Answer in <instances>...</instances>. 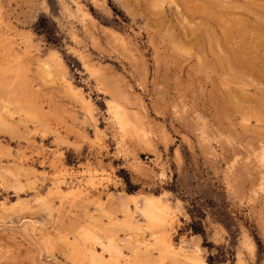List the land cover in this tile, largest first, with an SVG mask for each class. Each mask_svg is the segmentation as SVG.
<instances>
[{
  "label": "rangeland",
  "instance_id": "rangeland-1",
  "mask_svg": "<svg viewBox=\"0 0 264 264\" xmlns=\"http://www.w3.org/2000/svg\"><path fill=\"white\" fill-rule=\"evenodd\" d=\"M101 25L130 42L144 70ZM91 65L141 99L133 107L154 150L122 137L115 97ZM187 83L233 147L213 140L205 154L191 130L193 148L183 141ZM246 140L264 147V0H0V264H264V193L244 172L243 195L225 178ZM145 195H159L156 222L140 212Z\"/></svg>",
  "mask_w": 264,
  "mask_h": 264
},
{
  "label": "bare ground",
  "instance_id": "bare-ground-1",
  "mask_svg": "<svg viewBox=\"0 0 264 264\" xmlns=\"http://www.w3.org/2000/svg\"><path fill=\"white\" fill-rule=\"evenodd\" d=\"M99 4H101V3H99ZM76 8H77V10H79L81 12L82 20L89 19L92 23L95 21V19L91 16V14L86 9H83L82 6L80 4H78V2H76ZM101 31L107 36L108 40L113 45L112 48L114 47L116 50H119L127 60L131 61V63L134 64V63L138 62L139 67H141L142 70L145 69L142 58L133 53V50L130 47L131 45L129 44L130 42L127 41L121 35L120 32H118L117 30L112 29L108 26H105V25H101ZM89 38H90V42L93 46H98V39L96 38V36L94 34H89ZM154 56L156 58H158L157 52H154ZM95 64H96V62H95ZM88 68L91 71V73L94 75V77H96L98 79L100 84H102V86L115 97V99H113L109 102L108 110L112 113L114 120H116V123L118 124V126H116V127L119 128L122 137L126 138V141L127 140L128 141H130V140L136 141L138 143L137 144L138 146L141 145V146H144L146 149L154 150L155 147H154L153 138H152V133H153L151 131L152 128L150 129L149 125H147L145 120H143L144 117L138 112L137 109H134V107H133L134 105L136 107H138L141 104V99L138 97V95L136 93L131 94L126 89H122L121 86H119V84H118V77L116 75L106 74L104 71L101 70L100 66L91 65ZM122 86H123V84H122ZM98 87H99V85H98ZM100 87H101V85H100ZM191 87H192L191 84L187 83L185 86L182 87L181 90L178 91V97H179L178 118H179V122L181 124V127L184 131L182 134L183 141L189 146V148H193L192 140L186 134L187 130H191L193 132V134L195 135V140H196L197 146L205 154L214 155V146L211 143L213 140H215V142L218 144V146L220 147V149L223 152L226 150L227 146L233 147L234 143L237 140H234L231 135L225 134L224 132H222L220 130L219 131L217 130L216 132H214L210 129V124H209L208 119L204 116V114H202L200 111L197 110V107H196L197 103L195 102L196 96H195L194 91ZM102 90H104V89H102ZM195 91H197V90H195ZM206 91H207V89H206L205 85L201 84L199 86L200 94H202V96H203V94ZM207 95L209 96V100H210L209 106H212L211 110H213V113L215 114V116L218 117V125H220V124L222 125V123H223V110L221 109L220 106H216L217 100H216V97L214 98L212 91H208ZM132 103H133V105H132ZM190 114H192V115H190ZM226 117H227V115H226ZM226 119L228 120V117ZM226 119H224V120H226ZM231 119H233V118H231ZM149 124H150V122H149ZM239 124L241 125V123H239ZM231 129H233V128H231ZM154 131H155V134L159 137V139L161 141L165 142V144H166V142L170 138L167 130L163 126H161L160 128H158V130L156 129ZM234 132H236V131H234ZM116 133H117V131H116ZM155 134L153 136H155ZM239 134H241V133H239ZM241 145L243 148H245L246 151L245 152H242V151L234 152V159L232 160L233 162H237L238 160H240L241 164L236 166L233 169V171H234L233 177L228 176V174L226 175V177H225L226 181L228 184H230L235 189V191H240V195H243V192L241 191L243 185L241 183H239L238 179L242 175V173L244 172L249 177L250 182L254 186H256L260 191H262L264 193V147L262 146V144L260 146L254 145L249 140H246ZM131 146H133V145H131ZM141 149H143V148H141ZM233 151H235V149ZM174 152H176V154H175L176 159L179 162L181 159L179 152L176 150H174ZM134 162H135V164H133V165L136 168L139 167V168H137V170L142 167L139 160L136 159ZM249 162H253L250 167L246 164ZM233 164H235V163H233ZM133 169H134V167H133ZM229 172H231V170H229ZM90 177H92V176H90ZM90 181H89V183H90ZM93 182H94V180H93ZM91 185H93V184L91 183ZM127 195L131 196L133 194H127ZM133 197H135V196H133ZM133 197H132V200H134ZM158 197H159V195H149V196L145 195L144 198L141 200V204H140L139 208L141 210L140 212H142L148 218L146 220H149V219L154 220L156 218V216L161 214V213L160 214L157 213V211H158L157 209L159 207L158 205L160 204V203L158 204V201H157ZM262 199L264 200V197H262ZM165 207H166V205H165ZM166 214H163V215H166ZM258 218H259L261 227L264 230V204H263V207L260 209ZM160 219L161 218L159 217V221H160ZM150 221L152 222V220H150ZM155 222H156V219H155ZM163 237H165V236L163 235ZM165 240H164V242H165ZM245 244L250 250L252 247V243L246 239ZM238 261L242 262V261H240V258H238Z\"/></svg>",
  "mask_w": 264,
  "mask_h": 264
},
{
  "label": "trees",
  "instance_id": "trees-1",
  "mask_svg": "<svg viewBox=\"0 0 264 264\" xmlns=\"http://www.w3.org/2000/svg\"><path fill=\"white\" fill-rule=\"evenodd\" d=\"M47 38L50 40V35H49V33H47ZM127 184L129 185V188H128L127 190H128V191H131V187H130L131 185H130L129 181H127ZM194 231H197V232H198L199 230L195 228Z\"/></svg>",
  "mask_w": 264,
  "mask_h": 264
}]
</instances>
